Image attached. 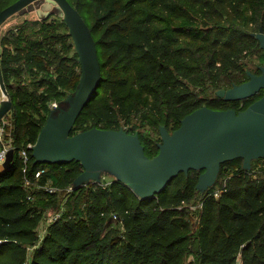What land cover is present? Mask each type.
<instances>
[{
  "label": "trees",
  "instance_id": "obj_1",
  "mask_svg": "<svg viewBox=\"0 0 264 264\" xmlns=\"http://www.w3.org/2000/svg\"><path fill=\"white\" fill-rule=\"evenodd\" d=\"M15 1L0 0V12ZM69 1L92 31L102 75L73 134L89 121L90 128L120 129L121 119L129 123L135 114L175 130L204 105L192 100V75L209 70L217 88L242 83L238 56L261 47L256 34L264 31V0ZM53 13L24 18L0 35L2 74L14 102L5 116L7 136L15 148L12 164L0 165V264H264V158L253 159L249 169L243 158L222 163L216 182L204 192L196 187L204 170L193 168L145 198L120 180L81 186L85 208L76 203L73 214L60 216L40 238L46 208L60 200L57 192L35 188L49 181L67 186L84 171L77 160L37 162L30 146L51 103L63 101L81 81L78 53H70L71 33ZM262 94L234 101L216 97L206 106L241 110ZM138 127L126 130L139 133L146 153L155 156L158 142ZM22 148L30 156L26 170ZM41 168L46 171L36 178ZM194 195L202 198L196 226L182 205Z\"/></svg>",
  "mask_w": 264,
  "mask_h": 264
},
{
  "label": "water",
  "instance_id": "obj_2",
  "mask_svg": "<svg viewBox=\"0 0 264 264\" xmlns=\"http://www.w3.org/2000/svg\"><path fill=\"white\" fill-rule=\"evenodd\" d=\"M37 0H16L0 12V23L15 11L25 12ZM62 14L73 27L75 46L82 75L67 106L51 110L38 139L33 145L37 162L68 163L80 161L84 171L81 181L98 177L101 168L115 171L140 197L163 191L180 172L203 169L199 185L206 190L213 185L222 163L243 158L244 168L252 160L264 158V67L262 73H251L250 79L224 91L226 100H243L263 93L247 108H213L201 106L188 113L173 132L164 126L159 152L150 157L139 133L124 128H92L73 134L78 117L98 88L102 75L97 45L92 31L80 11L69 0H56ZM264 50V31L256 34ZM0 119L13 108L1 68ZM15 156L10 149L3 167H9Z\"/></svg>",
  "mask_w": 264,
  "mask_h": 264
},
{
  "label": "rangeland",
  "instance_id": "obj_3",
  "mask_svg": "<svg viewBox=\"0 0 264 264\" xmlns=\"http://www.w3.org/2000/svg\"><path fill=\"white\" fill-rule=\"evenodd\" d=\"M27 7L29 11H27L25 14H20L19 13L20 10L15 11L9 14L0 23V35L2 34V32H5L9 27L13 26L14 24L22 22L24 18H30V19L43 18L49 11H53L56 14L53 13L54 15L52 18H57L58 16L59 18H62L66 22V25H67L66 30H68L71 33L70 41H73L75 45L73 27L71 23L69 22V20L66 18V16L62 14L63 12L62 8L56 0H37L29 4ZM76 51L77 50L75 46V48H73V50H71L70 53L75 54ZM263 53H264V50L262 49V47L253 48L252 51L250 52L245 49L243 50V52L240 53V55L238 56V60L244 68L242 77H241L243 82L250 79L251 73H262L263 72V67H264V59L262 58ZM209 55L210 53L205 54L203 58L204 65L206 64V60H208ZM77 58L79 60L78 56ZM221 64L222 62L219 59L217 61V65H221ZM208 72L209 70L201 68L198 72H196L194 75L190 77V84H191V89L193 92L192 100L194 101L202 100L204 104L203 106H205L206 102L212 98H216V97L225 98L224 91L230 88V87H218L217 88L216 81H214V78L212 76H209ZM216 74H218V72L214 70L213 75L217 76ZM220 76H224V75L221 73ZM234 85H238V84H234ZM234 85H232L231 87H233ZM72 94H74V92H69L67 97ZM3 97L4 95L0 88V101ZM67 97L61 102L58 101L57 106H67V103H68L66 101ZM57 106H54L51 103V107H52L51 110H53ZM92 124H94L93 121L86 122L79 129L75 130L74 134L80 131H83L85 127H89ZM132 125L139 126L137 130H140V131L148 130L150 133V136L155 138L158 144L162 143L163 141L162 130L164 126L167 127L164 123H161V122H159L157 125L153 124L152 122H147L146 120H144V118L140 114L133 115L132 120L129 123L126 122L125 119L123 118L121 119V126H123L124 129ZM11 128H13L12 125H11ZM169 131L173 132L174 130L171 128V130ZM193 169L197 171L199 170L198 168H193ZM200 175L201 173L198 176L196 187L198 190L204 192L205 190H203V188L199 185ZM115 180L123 181L120 175L116 173L115 171L106 169V168H101L99 171L98 177L96 178H89L83 181L79 179H75L73 183L67 186L58 187L59 189L56 191L57 194L55 195L56 196L58 195V198L60 200L59 204L58 203L54 204V202L51 200L52 197L50 195H46L49 197L52 203H50L49 207L46 208L44 218L40 224V227L38 228L40 238H43V236L47 233L50 225L60 216H67L68 215L67 212H69V214L71 213L73 214V211H71L70 209L74 210L76 203H78V205L81 204L85 208V201H84L83 196H81L82 190L79 191L81 186H84L86 188L87 186L96 184L94 186L95 188L102 187V186L106 187L107 185H109L111 182ZM49 184H53V182L49 181ZM35 189H37L36 191H40V192L53 193L47 189V185L43 187L40 186ZM182 205L185 206V208L188 211L186 216L190 217L191 222L194 223L196 226L198 217H199V211L202 205L201 196L194 195L192 198L187 199V201L183 202ZM114 219L116 218L114 217ZM114 224L118 225L117 221H114ZM195 226L193 225V227ZM34 248L35 246H31L30 250L33 251Z\"/></svg>",
  "mask_w": 264,
  "mask_h": 264
},
{
  "label": "built area",
  "instance_id": "obj_4",
  "mask_svg": "<svg viewBox=\"0 0 264 264\" xmlns=\"http://www.w3.org/2000/svg\"><path fill=\"white\" fill-rule=\"evenodd\" d=\"M52 105L57 106L58 105V101H53ZM10 125V121L8 118L3 117L2 119H0V165H2L8 156V153L10 151V149H15L13 144H12V139L8 138V126ZM30 146H33L32 144H30ZM20 156L23 158L24 160V170H26L27 168V164L29 162L30 156H29V152L26 148H22L19 151ZM46 171V168H41L39 169L36 174L35 177L39 178L42 173H44ZM27 183H30L29 180H27ZM47 189L50 192H56L59 188L56 185H52V184H47ZM220 193L219 191L216 192V195L218 196ZM236 264H240L239 262H237Z\"/></svg>",
  "mask_w": 264,
  "mask_h": 264
},
{
  "label": "crops",
  "instance_id": "obj_5",
  "mask_svg": "<svg viewBox=\"0 0 264 264\" xmlns=\"http://www.w3.org/2000/svg\"><path fill=\"white\" fill-rule=\"evenodd\" d=\"M0 88H1V86H0Z\"/></svg>",
  "mask_w": 264,
  "mask_h": 264
}]
</instances>
